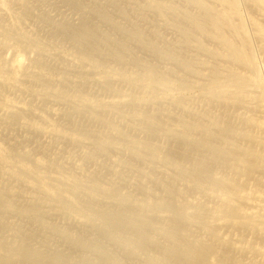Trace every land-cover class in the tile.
<instances>
[{
	"label": "bare ground",
	"instance_id": "6f19581e",
	"mask_svg": "<svg viewBox=\"0 0 264 264\" xmlns=\"http://www.w3.org/2000/svg\"><path fill=\"white\" fill-rule=\"evenodd\" d=\"M13 1L0 0V47L14 50L10 61L0 56V264H126L101 237L139 264H264V0H140L132 12L122 0L89 5L78 24L65 20L57 28L74 45L55 49L63 59L59 71L44 63L50 48L20 27ZM155 17L184 45L196 33L214 43L215 49L199 48L216 62L204 60L197 70L185 51L164 40ZM150 23L148 31L139 27ZM128 41L205 80L173 83L133 56ZM30 45L39 51L33 64L23 52ZM94 85L112 96H93ZM13 89L68 109L43 101L62 119L56 120L33 102L11 98ZM16 126L26 133L22 143L3 133ZM34 138L33 154L25 143ZM59 142L83 148L75 168L55 156ZM91 145L94 152L86 151ZM94 153L111 163L85 178L75 169H87ZM117 180L127 184L118 197ZM15 218L36 230L24 232ZM49 235L70 251L50 246Z\"/></svg>",
	"mask_w": 264,
	"mask_h": 264
},
{
	"label": "rangeland",
	"instance_id": "374dc122",
	"mask_svg": "<svg viewBox=\"0 0 264 264\" xmlns=\"http://www.w3.org/2000/svg\"><path fill=\"white\" fill-rule=\"evenodd\" d=\"M23 1V3L24 4H20L18 1H13L12 2V8H13V10H12V12L13 13H15V14H13L14 16H16V17H19V18H21V25H20V27L22 28L23 27V30H24V32L26 31V33L27 34H29V35H31L30 37L32 38H37L36 40H39L40 41V43H42L43 44V46L46 48V49H48V48H50V49H48L47 50V52L48 51H51V52H55V54H56V56H54V54L53 53H50V52H48L49 54H47V52H46V55H45V59H44V63L46 64V65H48V66H51L55 71L57 70V71H59L60 70V68L58 67V65L60 64V62H62L63 61V59H62V61L61 60H59L60 59V57L57 55V50H55V49H57L58 47L60 48V46H62L63 48H65V46H66V48H70V47H72V46H74V45H72V41L71 40H69V39H66V38H63L62 37V35H58L57 34V30L59 29V27L62 25V24H64V22H66V21H68V22H71L72 24H78L80 21H81V18H83V16L85 15V14H89L88 12L89 11H92V10H90L91 9V7L92 8H95V9H101V7H103L104 5H105V3H106V0H104V2H103V0H79V2H81L82 4H79L78 6H73V4H71L70 5V3L68 4L65 0H22ZM39 1V2H38ZM40 1H42V2H40ZM140 0H122L121 1V5H122V7H124L125 9H127V10H129V11H133V10H135V9H137V3L139 2ZM36 2V3H35ZM39 4H38V3ZM84 3V4H83ZM88 4V6H86V4ZM179 3V2H178ZM20 4V5H19ZM23 5H24V7H23ZM29 5H31V6H29ZM39 5V6H38ZM89 5L91 6V7H89ZM99 5V6H98ZM124 5V6H123ZM183 6L184 7V4L183 3H180V6ZM244 5V4H243ZM27 8H26V7ZM36 6H37V8H36ZM127 6H128V8H127ZM18 7V8H17ZM55 7V8H54ZM23 8V9H22ZM25 8L27 9V13H25ZM132 8V9H131ZM185 8H189V9H191V10H193V11H195V9L194 8H192L191 6H187V5H185ZM243 9H244V13H245V15H247L248 14V10H247V8H246V6H244L243 7ZM32 10H34V11H32ZM110 10L112 11V12H115L114 11V9H112V8H110ZM21 11V12H20ZM37 11V12H36ZM40 11H42L41 13H40ZM45 11V12H44ZM131 11V12H132ZM22 13V14H19L18 15V13ZM31 12H33V13H31ZM35 12H36V16H34V14H35ZM43 13H44V16H43ZM81 13V14H80ZM91 13V12H90ZM42 16H41V15ZM23 15H25V16H23ZM31 16H33V17H31ZM39 16V19H41V20H38V17ZM41 17V18H40ZM52 17H53V19H52ZM78 17V18H77ZM133 17V16H132ZM131 17V18H132ZM4 18V20L6 21V22H8L9 20H8V18L7 17H3ZM27 18V19H26ZM35 18V19H34ZM37 18V19H36ZM48 18H50V19H48ZM151 18V17H150ZM158 19H156V17H155V19H154V22L157 20V23H155L156 24V27L157 28H159V30H161L160 32H161V35H162V37L164 38V40H166V41H168V42H170V43H172V44H175V45H177V46H175V48H176V50H178V51H180V50H182V52H184L185 51V54L186 55H188L189 57H191V60L193 61V64L195 65V67L197 68V70H202L203 68H202V61H204V60H206V61H208V62H211V63H215L216 61H215V59L213 58V57H211V56H207L206 57V55L207 54H205V53H203L202 52V50L199 48V43H202V44H204L205 46H207L208 48H211V49H215V48H217V46L214 44V43H212L211 41H209L208 39H206L205 37H203L202 35H200L199 33H196L195 34V36H194V38L192 39V41H191V43L189 44V45H184V43L181 41L182 40V38L180 37V34H179V32L178 31H175V30H173V28H169L170 26H168V27H166V24H164V22L160 19L159 20V17H157ZM28 20V21H26V20ZM118 19V18H117ZM135 19V17L133 18V20ZM24 20V21H23ZM29 20H31V21H29ZM38 20V21H37ZM48 20H52V22L51 21H48ZM57 20V21H56ZM59 20V21H58ZM66 20V21H65ZM80 20V21H79ZM94 20V21H93ZM119 20L120 21H122V24H124L125 26H129V28H131L132 27V24L133 23H130V22H128L127 20H125V19H120L119 18ZM41 21H43V22H41ZM46 21V22H45ZM61 21V22H60ZM158 21H159V23H158ZM160 21H162V22H160ZM31 22V23H30ZM50 22V23H49ZM58 22V23H57ZM91 22L92 23H95V24H97L98 26H100L99 27V29L101 28V30L102 31H105V32H110L111 30V27L109 28V25L108 24H104L102 21H99L96 17H92L91 18ZM48 24H50V26H48ZM59 24V25H58ZM128 24V25H127ZM152 24L153 23H150V24H144V25H140L139 27H141L142 29H144L145 31H148L149 29H151L150 27L152 26ZM52 25H55V26H53L52 27ZM46 28H45V27ZM58 26V27H57ZM147 26V27H146ZM44 27V28H43ZM27 28V29H26ZM58 28V29H57ZM43 29V30H42ZM45 29V30H44ZM46 29H47V31H46ZM55 29H56V31H55ZM2 30V31H1ZM41 30V31H40ZM0 31L3 33V35H2V33H0L1 35H0V40L1 39H4L3 38V36H4V31H3V29H0ZM46 31V32H45ZM52 31H54V32H52ZM33 32H34V34H33ZM37 33V34H36ZM54 33V34H53ZM33 34V35H32ZM53 34V35H52ZM57 36H56V35ZM38 35V36H37ZM37 36V37H36ZM53 36V37H52ZM59 36V37H58ZM61 36V37H60ZM116 36L118 37V38H122V39H125L126 38V36H124L122 33H118V34H116ZM39 37H40V39L42 38V37H44L45 39L43 40V38L40 40L39 39ZM48 38V39H47ZM178 38V39H177ZM48 40V41H47ZM173 40V41H172ZM175 40V41H174ZM13 41V40H12ZM58 41V42H57ZM83 41V39H79V40H77V42L76 43H80L81 44V42ZM3 42V40H1L0 41V43H2ZM14 42V41H13ZM45 42V43H44ZM51 42H54V43H51ZM57 43V44H56ZM182 43V44H181ZM55 46H54V45ZM130 44V45H129ZM128 45L130 46L129 48L132 50V55L133 56H137V57H139L140 59H142L143 61H145V62H147V63H149L152 67H154L159 73H162L163 75H167L166 77H168V78H170V79H172V82L174 83V81H179V79L181 78V77H183V78H185V80L187 81V82H189V83H192V82H194V81H197V80H201V81H204L205 79L203 78V77H200L199 75H193L192 73H187V72H185L178 64H176L175 62H172L171 60H167V59H163V58H161V57H159L158 55H156V54H154L153 52H150V51H148V50H142V49H140L139 47H137L133 42H130V41H128ZM179 45V46H178ZM212 45V46H211ZM51 46V47H50ZM255 46V45H254ZM11 46H6V47H3V46H1L0 47V56L1 57H4L6 60L8 59V61H10L13 57H14V50H13V48L11 49L10 48ZM34 45H30L29 46V48L27 47V48H25L24 49V56H25V58H26V63L27 64H33L38 58H39V51L37 50L38 48L36 47L35 49H34ZM52 47H54V49L52 48ZM56 47V48H55ZM61 47V48H62ZM198 47V48H197ZM52 48V49H51ZM58 48V49H59ZM134 48V49H133ZM195 48V49H194ZM1 49H2V51H1ZM107 49H108V47H107ZM13 52V53H12ZM3 53V54H2ZM12 53V54H11ZM138 53V54H137ZM153 53V54H152ZM8 55V56H7ZM10 55V56H9ZM13 55V56H12ZM52 56V57H51ZM203 56V57H202ZM8 57V58H7ZM47 57H48V59H47ZM51 57V58H50ZM53 57L54 58H56V59H53ZM194 57V59H192ZM209 59H211V60H209ZM50 60V61H49ZM54 60V61H53ZM197 60V61H196ZM53 61V62H52ZM54 62H56L55 64H54ZM51 63V64H50ZM113 63V65H116L114 62H112ZM196 63V64H195ZM57 64V65H56ZM160 65V66H159ZM172 66V67H171ZM160 68V69H159ZM174 68V69H173ZM162 70H163V72H162ZM180 71V72H179ZM173 72V73H172ZM72 73V72H71ZM176 73V74H175ZM179 73H182V74H179ZM178 78H177V77ZM192 77V78H191ZM191 78V79H190ZM99 87V86H98ZM97 87V85H94L93 86V88H95V89H93L92 88V90L90 91V93L93 95V96H97L98 94H99V96L98 97H102V98H108V97H110V96H112V94L111 93H107V92H105V90H101V88L99 89ZM15 90V91H14ZM101 90V91H100ZM100 91V92H99ZM12 92H14V93H12ZM7 93H10V94H8L11 98H13V99H15V100H18V99H20V100H27V101H30V102H33V104H35V105H37V107L40 109V107H41V105H45L46 104V106L45 107H49L50 105V107H53V106H58L59 108H62L63 110L62 111H64V109L65 110H67L68 109V107H62V105L61 106H59V105H57L56 103H58L56 100H53V99H47L46 100V98L44 99V98H42V97H38V98H35L36 100L35 101H32V100H34V96L33 97H31L30 95H29V93L30 92H24V94H23V92L21 91H19V90H17V89H13V90H11V91H8ZM22 93V94H21ZM17 94V95H16ZM15 97H14V96ZM21 97H20V96ZM23 95H24V97H23ZM27 95H29L30 96V98L31 99H29V96H27ZM26 96H27V98H26ZM19 97V98H18ZM23 98V99H22ZM33 98V99H32ZM51 100V101H50ZM43 101H45V104L43 103ZM49 101V102H48ZM55 101V102H54ZM38 102V103H37ZM41 102V103H40ZM39 103H40V105H39ZM50 103V104H49ZM52 103V104H51ZM55 104V105H54ZM45 107L44 106H42L41 108L43 109H41L42 111H44V112H46L45 111ZM47 113V115H51L54 119H56V120H59V116H56V115H53V114H51V112L49 111V112H46ZM54 116H56V118L54 117ZM60 120H62L61 118H60ZM85 120L86 119H84V121L83 122H85ZM7 128L9 129L10 128V130H7ZM12 128V129H11ZM20 127H6L5 129H4V134L5 135H7V136H11V137H13L14 138V140H16V141H18L19 140V142L20 143H22L23 141H24V139H25V135H26V133L23 131V130H20L19 129ZM19 131H21V132H19ZM13 133V134H12ZM138 133H141L139 130H138ZM20 135V136H19ZM1 136L2 135H0V138H1ZM24 137V138H23ZM125 139V138H124ZM40 140H41V138H40ZM62 141V140H61ZM60 141V142H61ZM59 142V144H57V146L55 145V148H54V151H56V152H54L55 153V156L59 159L60 157H61V161L66 165H68L69 166V163L72 165L73 164V166L76 164V163H78L79 162V160L81 159V156H82V152H83V148L82 147H80L79 146V148H78V146H77V148H75L76 146L75 145H71V144H69V146L70 147H68V146H66V145H68L67 144V142H62V143H60ZM113 142L115 143V144H117V143H123V139H119V138H117V139H114L113 140ZM157 144H160V145H164V146H166L167 144H168V141L167 140H165V139H158L157 141ZM167 142V143H166ZM63 143H65V144H63ZM26 145V147L25 148H28V149H31V151H32V153H33V151L34 152H37V150H38V148H37V146H36V142H35V138H34V141L32 142L31 140L29 141V142H27V143H25ZM65 145V147H67L66 149H65V147H63ZM31 147V148H29V147ZM58 146H60V148L58 147ZM74 146V147H73ZM90 146V145H89ZM87 147L86 148V151H90V152H94V149H92V148H94V146H92L91 145V147ZM34 147V148H33ZM36 147V148H35ZM117 147H119V148H122V146L121 145H119V146H117ZM63 148H64V150H63ZM72 148V149H71ZM75 148V149H74ZM57 149V150H56ZM59 149V150H58ZM71 149V150H70ZM79 150V151H78ZM80 150H82V152L80 151ZM59 151V152H58ZM69 151H71V152H69ZM76 152V153H74V152ZM77 151H78V153H77ZM70 154H73L72 156L70 155L69 156V153ZM81 152V154H79ZM62 153H65V154H62ZM67 153V154H66ZM34 154V153H33ZM79 154V156H77L76 157V155H78ZM60 155V156H59ZM63 155V156H62ZM68 157H66V156ZM100 155V154H99ZM59 156V157H58ZM120 156H121V154H120ZM73 157V158H72ZM98 157V159H96ZM126 157V155H123V158H122V156H121V158H122V160H124V158ZM128 157V156H127ZM127 157L125 158V159H127ZM76 158V159H75ZM101 158V159H100ZM102 158H103V160H102ZM66 159V160H65ZM69 159V160H68ZM71 159V160H70ZM100 159V160H99ZM65 161V162H64ZM93 161H95V162H97V163H95V165L93 164ZM106 161V162H105ZM92 163V167H91V163ZM104 162V163H103ZM103 163V164H102ZM107 163V164H106ZM111 163V161H109L108 160V158H106L105 156L103 157L102 155L101 156H98L96 153H94V155L90 158V159H88L87 160V162H86V164L85 165H87V169L86 168H84L83 169V171H77V169H75L76 170V172L77 173H80L82 176H85V175H88L90 172H92V171H90L89 172V170L90 169H92L93 167L95 168V166L97 167V168H103L105 165L106 166H108L109 164ZM84 165V166H85ZM94 165V166H93ZM70 167V166H69ZM86 167V166H85ZM88 167H90L89 169H88ZM74 168H75V166H74ZM93 168V169H94ZM149 167L148 166H145V170H147ZM87 171H86V170ZM148 172H152V171H150V168L147 170ZM86 172V173H85ZM88 172V173H87ZM130 173V175L132 176V177H136V178H139L140 177V175H139V173H137V172H129ZM137 173V174H136ZM111 175H113V174H111V173H108L107 175H106V179L107 180H109V179H111ZM85 178H86V176H85ZM117 181H119L118 183H117V187H119V192H117V194H116V196L118 197L122 192H124V190H123V188H125L123 185H127V184H125V181L123 182V181H121V180H117ZM120 184H121V186H120ZM127 189L128 190H130L128 187H127ZM122 190V191H121ZM17 200H19V199H17ZM10 218V217H9ZM13 218L14 217H11L10 218V220H13ZM16 221H19V222H16ZM13 222H16V223H18L19 225H20V227L23 229V231L25 232V231H27V230H36L34 227H32L31 229H30V226H32L29 222H27L25 219H19V218H15V220L13 221ZM26 222V223H25ZM21 223V224H20ZM26 225V226H25ZM24 226V227H23ZM25 228V229H24ZM28 232V231H27ZM52 236V235H51ZM51 236L49 235V236H47V241H50V243L48 242V244H50V246H52L53 247V245H54V248H56L57 249V247L59 248V249H63V250H66V251H70L62 242H61V240L57 237H55V236H53L52 238H51ZM54 238V239H53ZM56 238V239H55ZM102 238V242H103V244L105 245V246H107V247H110V249L114 252V253H116L126 264H131V263H133V264H136V263H138V262H132L131 260H129L126 256H124L125 254L122 252L121 253V250L119 249V248H117L116 246H113V245H110L107 241H106V239L105 238H103V237H101ZM52 239V240H51ZM59 239V240H58ZM57 241H59V243L57 242ZM61 242V243H60ZM55 243V244H54ZM57 243V244H56ZM64 246H63V245ZM62 247L63 246V248H60V247ZM117 249V250H116ZM118 251V252H117ZM90 254H91V256H90ZM94 255H96L97 256V254H92L91 252H88V256H90L91 258H94L95 256ZM130 262V263H129ZM139 264V263H138Z\"/></svg>",
	"mask_w": 264,
	"mask_h": 264
}]
</instances>
